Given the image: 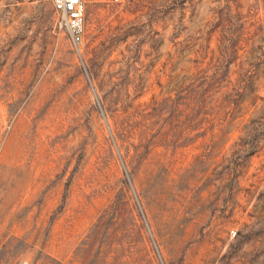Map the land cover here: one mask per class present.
Returning <instances> with one entry per match:
<instances>
[{
	"label": "rangeland",
	"instance_id": "1",
	"mask_svg": "<svg viewBox=\"0 0 264 264\" xmlns=\"http://www.w3.org/2000/svg\"><path fill=\"white\" fill-rule=\"evenodd\" d=\"M84 2L0 0V264H264V0Z\"/></svg>",
	"mask_w": 264,
	"mask_h": 264
},
{
	"label": "built area",
	"instance_id": "2",
	"mask_svg": "<svg viewBox=\"0 0 264 264\" xmlns=\"http://www.w3.org/2000/svg\"><path fill=\"white\" fill-rule=\"evenodd\" d=\"M61 22L67 29L74 45L79 46L85 27V2L84 0H50ZM121 3L123 0H113ZM235 236V232L231 231Z\"/></svg>",
	"mask_w": 264,
	"mask_h": 264
}]
</instances>
